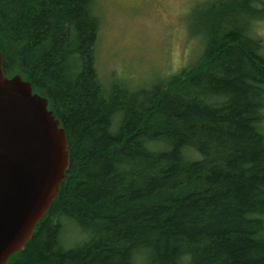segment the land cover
<instances>
[{"label":"trees","instance_id":"1","mask_svg":"<svg viewBox=\"0 0 264 264\" xmlns=\"http://www.w3.org/2000/svg\"><path fill=\"white\" fill-rule=\"evenodd\" d=\"M207 2L196 62L134 89L99 76L95 0H0L4 73L48 98L70 151L7 264H264V2ZM68 226L86 237L67 246Z\"/></svg>","mask_w":264,"mask_h":264},{"label":"water","instance_id":"2","mask_svg":"<svg viewBox=\"0 0 264 264\" xmlns=\"http://www.w3.org/2000/svg\"><path fill=\"white\" fill-rule=\"evenodd\" d=\"M66 132L21 75L9 78L0 50V264L23 250L70 165Z\"/></svg>","mask_w":264,"mask_h":264},{"label":"rangeland","instance_id":"3","mask_svg":"<svg viewBox=\"0 0 264 264\" xmlns=\"http://www.w3.org/2000/svg\"><path fill=\"white\" fill-rule=\"evenodd\" d=\"M207 1L95 0L102 82L109 86L117 79L140 89L189 67L204 51ZM252 34L264 41V19L253 24ZM85 237L68 226L64 242L73 245Z\"/></svg>","mask_w":264,"mask_h":264}]
</instances>
